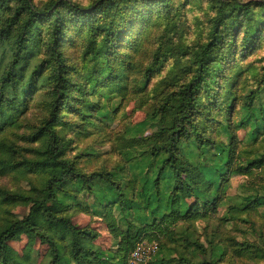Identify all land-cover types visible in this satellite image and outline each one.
<instances>
[{
  "label": "rangeland",
  "instance_id": "rangeland-1",
  "mask_svg": "<svg viewBox=\"0 0 264 264\" xmlns=\"http://www.w3.org/2000/svg\"><path fill=\"white\" fill-rule=\"evenodd\" d=\"M22 2L0 0V231L47 198L53 132L60 159L104 174L56 192L53 214L95 232L84 246L125 258L113 220L158 240L160 264H264V3L247 15L226 8L216 29L223 0H107L89 13L61 4L33 21ZM193 81L196 107L180 130ZM170 156L184 181L173 207L159 176ZM34 217L51 235L43 210ZM54 239L73 253L72 236ZM10 247L22 264L50 262L39 237Z\"/></svg>",
  "mask_w": 264,
  "mask_h": 264
},
{
  "label": "trees",
  "instance_id": "trees-1",
  "mask_svg": "<svg viewBox=\"0 0 264 264\" xmlns=\"http://www.w3.org/2000/svg\"><path fill=\"white\" fill-rule=\"evenodd\" d=\"M22 1H23L22 5H20L18 11L28 12L30 14V18H29L30 21H33L38 16L53 12L54 13L59 12L61 4L66 5L72 8L73 10L81 13H89L101 8L107 0H96L90 6H84L74 0H57L44 9L37 8L34 5L33 0H22ZM263 3L264 0H251L247 2L241 0H223L222 8L217 13L215 28L217 29L219 27V23L222 21V17L225 13L226 8H233L234 10H239L240 12L243 11L247 15L251 11V7L253 4H263ZM24 37H25V30L21 32L19 36L20 44L24 42ZM20 48L21 47L18 48L20 51L16 55V59L12 64L11 70H14L15 67L18 65L19 62L18 59L21 54ZM202 71L203 70L201 67L200 70L198 71L197 78L202 75ZM11 80H13V73L12 71H9L7 75L4 77V81H11ZM65 85H66V79L64 77H60V84H59L60 97L63 96ZM194 86H195V82L194 81L190 82L186 85L184 90L185 95L182 98V104H183L182 107L184 108V111L179 118L180 123L178 127L180 130L185 127L186 121L190 120L191 115L193 114L196 107V102L194 99V89H195ZM56 110L57 107L54 111ZM55 118H56V113L54 112L50 117V121L54 120ZM259 126L261 127L260 124L257 125V127ZM174 136L175 135L171 136V140H172L171 150L175 149ZM50 137L52 139V144H51L52 153L47 158V161L41 164V166L43 167L50 168L51 171V177L47 183V187L45 191V193L47 194V198L43 202L34 201L30 213L26 217L13 221L8 227L0 231V264H22L20 263L22 259H19L18 255L16 256L14 250L10 247V242L12 240H18L21 234L27 235L28 238L30 239V242H32L36 237H39L42 242L50 246L51 251L49 256L51 259L49 264H128L129 255L138 242L142 240L145 241L155 240L149 237L147 234H143L144 230L140 231L137 236L133 237L131 232L122 231L115 223H113V220L110 221V229L114 237L121 239L119 242L120 249H118L117 251L118 255L120 254V251L125 253V258L121 260V257L117 258L115 254L108 255L106 252L102 251L101 249L95 246L94 247L84 246V242H83L84 240H86L88 237H91L93 239L96 236L95 232L92 229H81L77 225L73 224L72 220L69 217H56L55 214H53V209L55 208L56 200H57L56 192L57 190H60L63 184H66L69 179L70 180L76 179L78 181L84 182L85 184L90 185L89 188H92L93 185L99 183L100 179L104 178V174L100 172L85 174L77 171L72 165L69 164V162L59 158V155L61 153V148L57 145V140H58L57 135L51 132ZM172 156L174 157V153ZM172 156L169 157L172 159L169 160L167 164L165 163L159 171V176L164 174L162 178L163 180H165L164 181L165 188L163 189L165 190L164 193L168 194L167 197L168 199L167 202L165 203L166 205L170 204L171 207H173V203L175 202L176 197L175 198L174 197L170 198V197L174 196L173 194L175 191L176 193L179 194V192L182 190L180 186H182V184L184 183V181L179 178L180 176L178 172L175 173L174 171V173H171V170H175L174 169L175 164ZM227 164L228 161L225 162V165ZM215 175L217 177L219 176L218 173H215ZM156 178L157 179L153 180V184H155L156 181L158 182V184L162 182V178L159 177ZM106 179L109 180L110 182L114 180L110 174L106 175ZM170 186H172V190ZM193 192L195 193L194 189ZM67 196L71 197L70 195ZM149 197L152 198L151 195H149ZM42 210H43V214L47 216L45 217L46 229L50 232L51 235H48L46 233H41V231L38 229L39 221L41 218L44 217H39V221H37L34 215L37 211L39 213ZM69 235L72 236L71 247L73 253L67 255L66 253L62 252L61 244L57 241V239L54 238L56 237L59 239V237L64 238ZM159 244H160V249L158 251V254L155 256L153 260L154 264H160L159 258L161 255L162 245L160 242ZM208 264H212V263H208Z\"/></svg>",
  "mask_w": 264,
  "mask_h": 264
},
{
  "label": "built area",
  "instance_id": "built-area-1",
  "mask_svg": "<svg viewBox=\"0 0 264 264\" xmlns=\"http://www.w3.org/2000/svg\"><path fill=\"white\" fill-rule=\"evenodd\" d=\"M160 244L158 241L142 240L131 251L128 264H154L153 260L158 254Z\"/></svg>",
  "mask_w": 264,
  "mask_h": 264
}]
</instances>
